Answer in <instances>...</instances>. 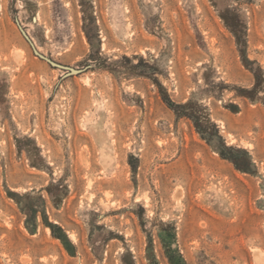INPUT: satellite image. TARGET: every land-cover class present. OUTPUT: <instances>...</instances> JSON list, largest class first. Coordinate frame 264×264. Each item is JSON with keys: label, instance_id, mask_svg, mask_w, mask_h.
<instances>
[{"label": "rangeland", "instance_id": "obj_1", "mask_svg": "<svg viewBox=\"0 0 264 264\" xmlns=\"http://www.w3.org/2000/svg\"><path fill=\"white\" fill-rule=\"evenodd\" d=\"M0 264H264V0H0Z\"/></svg>", "mask_w": 264, "mask_h": 264}, {"label": "bare ground", "instance_id": "obj_2", "mask_svg": "<svg viewBox=\"0 0 264 264\" xmlns=\"http://www.w3.org/2000/svg\"><path fill=\"white\" fill-rule=\"evenodd\" d=\"M100 132H101V131L98 130V131L94 134V136H95L96 141H98V142H100V143H103V141H104V137H103V134L101 135ZM102 156H103V157H107L105 148L102 149ZM70 237H71L72 239H75V238H74V235H71Z\"/></svg>", "mask_w": 264, "mask_h": 264}]
</instances>
